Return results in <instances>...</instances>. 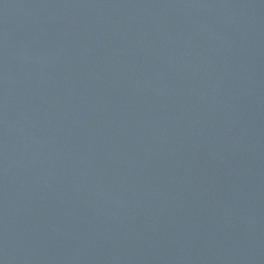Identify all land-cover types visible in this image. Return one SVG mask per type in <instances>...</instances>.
Returning a JSON list of instances; mask_svg holds the SVG:
<instances>
[{"label": "water", "instance_id": "water-1", "mask_svg": "<svg viewBox=\"0 0 264 264\" xmlns=\"http://www.w3.org/2000/svg\"><path fill=\"white\" fill-rule=\"evenodd\" d=\"M0 264H264V0H0Z\"/></svg>", "mask_w": 264, "mask_h": 264}]
</instances>
